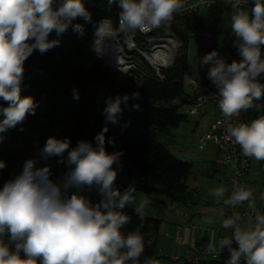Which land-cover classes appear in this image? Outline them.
Instances as JSON below:
<instances>
[{
	"label": "clouds",
	"instance_id": "1",
	"mask_svg": "<svg viewBox=\"0 0 264 264\" xmlns=\"http://www.w3.org/2000/svg\"><path fill=\"white\" fill-rule=\"evenodd\" d=\"M225 2L238 9L230 20L232 47L239 58L229 61L212 50L200 65L208 66L207 78L218 91L224 117L249 110L264 113V0H251L250 11L243 7L249 0ZM118 7L115 22L111 17L96 22V36L106 29L109 35L126 36L167 30L175 14L185 11L184 0H118ZM80 19L84 23L75 22ZM91 23L92 14L84 0H0V142L5 131L34 115L38 106L32 96L21 95L26 61L34 52L44 55L58 47L59 37L69 28L82 37L85 24ZM52 33L57 38L50 39ZM136 84L137 89L142 87ZM73 98L79 99L75 88ZM141 98L138 90L108 96L103 109L106 124L94 141L80 139L72 147L70 138L49 137L38 155L26 159L19 173L3 183L0 264H141L152 243L141 231L151 201L144 196L136 203L134 188L121 191L115 187L123 171L124 152L114 137L106 136L108 123H119L122 105ZM132 107L138 110L140 105ZM226 135L244 156L264 161V114L250 122L227 125ZM109 146L113 151H108ZM53 159L65 169L55 179ZM6 167L7 162L0 160V172ZM93 192L99 198L95 202ZM211 194L226 208L247 204L253 215L246 221L235 211L225 216L220 226L230 230V236L210 241L206 251L216 254L226 250L225 264H264V213L257 210L253 191L236 184L230 194L223 186ZM131 204H135L133 212L141 223L124 232L131 223L124 210ZM205 222L214 223L211 218ZM142 264L155 261L147 257Z\"/></svg>",
	"mask_w": 264,
	"mask_h": 264
},
{
	"label": "trees",
	"instance_id": "2",
	"mask_svg": "<svg viewBox=\"0 0 264 264\" xmlns=\"http://www.w3.org/2000/svg\"><path fill=\"white\" fill-rule=\"evenodd\" d=\"M84 3L93 20V23L85 24L84 35L81 37L69 28L59 37L58 47L44 55L34 52L26 61L21 95L32 96L38 106L34 115H28L23 123L2 134L0 160L6 161L7 167L0 172V187L19 173L26 159L38 155L49 137L70 138L72 147L80 139L94 141L95 135L106 124L102 91L122 95L138 90L142 98L122 105L118 124L108 123L106 136L114 137L118 148L124 152L121 158L123 171L115 187L121 191L131 187L144 193L151 204L164 213L168 205L160 197L175 202L187 201L192 195L186 182L193 174L192 164L174 156L160 141L170 135L172 128L187 121V114L180 109L193 102V95L186 93L182 86L187 43L173 66L165 71L163 82L124 76L106 67L91 49L94 25L106 17L117 20L120 11L118 0L112 4L108 0H84ZM75 22L84 23L82 19ZM181 24L194 34L198 62L196 79L202 84L212 85L207 78L208 66H201L200 61L212 50L221 53L222 29L217 20L202 15L186 18ZM53 38H57L55 33L50 36ZM137 82L142 85L139 89ZM74 88L79 91L78 100L73 98ZM137 103L140 105L138 110L132 107ZM108 151L113 149L109 146ZM260 162L264 173V161ZM50 163L55 179L65 169L62 165L57 166L55 159ZM91 199L95 202L99 198L93 192ZM124 212L131 217V223L123 229L128 232L141 222L132 207L127 206ZM160 222L159 218L145 215L141 231L145 240L151 239L152 243L146 247L141 264L147 257H156Z\"/></svg>",
	"mask_w": 264,
	"mask_h": 264
},
{
	"label": "built area",
	"instance_id": "3",
	"mask_svg": "<svg viewBox=\"0 0 264 264\" xmlns=\"http://www.w3.org/2000/svg\"><path fill=\"white\" fill-rule=\"evenodd\" d=\"M184 4L185 11L175 14L171 24L173 29L165 30L163 28L164 31L155 29L146 33L136 32L131 36L125 34L109 35L107 33L110 30L106 29L104 34L98 36L94 34L91 44L93 53L106 67L124 76L136 80L146 78L155 82H163L166 78L165 71L173 66L185 43H187V54L189 40L194 38V34L190 30H187L186 36L181 35L176 25H182V21L186 18L192 19L201 16L202 10L210 9L212 6L229 11L235 9L231 3H226L225 0H184ZM251 6V0L243 5L244 10L248 11H250ZM182 86L183 88L187 87L193 95V102L189 105L186 114L197 115L200 114L201 109H203L202 112L208 107L211 109L212 121L200 136L201 143L212 144L216 149L215 157L207 165L208 176L225 174V188L228 189V194L231 193L236 184L247 187L246 178L251 170L252 158L244 156L239 145L229 140L226 135L227 125L246 122L244 112L231 118L224 117L218 106V91L212 85L202 84L191 76L189 66L186 63L183 68ZM253 194L257 210L264 213V199H261L259 193L253 191ZM218 207L224 214L222 219L233 211L240 214L244 221L253 215L247 204L236 209H230L226 208L221 201ZM202 211L201 208L199 213ZM221 220L211 225L190 223V227L209 232H227L230 235V230L221 228ZM221 237H218V240ZM176 240L178 244L184 243L178 236ZM211 255L206 251V247L197 250L194 244L190 243L185 261L188 264H225V260L228 258L226 250L222 253L217 252L216 258H210Z\"/></svg>",
	"mask_w": 264,
	"mask_h": 264
},
{
	"label": "rangeland",
	"instance_id": "4",
	"mask_svg": "<svg viewBox=\"0 0 264 264\" xmlns=\"http://www.w3.org/2000/svg\"><path fill=\"white\" fill-rule=\"evenodd\" d=\"M236 11V9L228 11L225 9H220L217 6H212L210 9H204L201 12L202 16L209 17L211 20H217L220 28L223 31L221 38L222 46L220 48V51L222 55L227 56L229 61H231L232 59H237L238 56L235 48L232 47L234 34L231 32L230 20L231 15H233ZM176 26L180 30L181 35H187L188 31L185 26ZM186 64L189 66L190 75L196 78L198 62L196 59V46L193 38L189 40ZM184 91L189 94V89L187 87H184ZM108 96L115 95L107 91L101 92V98L103 100H106ZM189 105L190 104L184 105L180 109V112L186 113V111L190 107ZM202 110L203 109H201L200 111L201 114ZM201 114H187V121H183L178 127L172 128L170 135H166L165 137L161 138L160 141L165 144L167 149L174 156L192 164L193 174L187 180L190 188L192 189V196L196 199L199 196H206L210 200H214L217 202V200L211 194L212 190L216 187H224L225 185L224 180L220 178L219 175L210 177L207 174L208 159L212 156V149L214 148V146L209 143L204 146L205 148H201L200 146V136L205 131L204 127L209 117V114ZM255 118L256 116L254 110H249L247 112L245 121L250 122ZM258 167V161L253 158L250 171L258 172ZM260 177L261 176L259 174V178ZM133 195L136 203H139L141 197L146 196L144 193L138 191H135ZM160 199L164 200L167 203L169 208L168 211L170 212H172L174 209L175 211H178L181 208V205H183L180 201L171 202L165 197H160ZM129 207L134 208L135 204H131L129 205ZM166 213L162 214V212L156 209L152 204H150L145 210V215L162 219L164 218V215Z\"/></svg>",
	"mask_w": 264,
	"mask_h": 264
},
{
	"label": "crops",
	"instance_id": "5",
	"mask_svg": "<svg viewBox=\"0 0 264 264\" xmlns=\"http://www.w3.org/2000/svg\"><path fill=\"white\" fill-rule=\"evenodd\" d=\"M189 94L191 93L189 92ZM244 114L246 119L247 112H244ZM201 115L209 116L204 127V130H206L212 121L210 107L206 108ZM255 116H258L256 112ZM205 145L206 144L204 143H200L201 148H205ZM215 154L216 149L214 147L212 149V156L208 159V162L215 157ZM258 165V172H249L246 178V185L247 188L262 195L264 194V173L261 171L260 161H258ZM259 174L261 176L260 178ZM219 177L224 180L225 185V174H220ZM187 180V185L192 191ZM180 202H182L183 205H181V208L178 211H175L174 209L170 212L168 211V208L166 212L169 213L164 212L166 213L163 218L164 220L159 218L161 219V222L157 235L156 257L153 258L155 264H188L185 261V258L188 254L190 243H193L197 250H201L207 247V244L210 241H218V237L220 236H230L227 232H209L200 228L193 229L190 227V223L205 225L207 224L205 221L209 218L213 219L214 223L220 221L223 216L221 215L222 211L219 209L218 204L221 201L216 202L214 200H210L206 196H199L196 199L191 195L189 200ZM201 208L203 211L199 213ZM177 236L182 239L184 243L178 244L176 240ZM210 258H216V254H212Z\"/></svg>",
	"mask_w": 264,
	"mask_h": 264
},
{
	"label": "water",
	"instance_id": "6",
	"mask_svg": "<svg viewBox=\"0 0 264 264\" xmlns=\"http://www.w3.org/2000/svg\"><path fill=\"white\" fill-rule=\"evenodd\" d=\"M98 60H100V59H98ZM101 61V60H100ZM102 62V61H101Z\"/></svg>",
	"mask_w": 264,
	"mask_h": 264
}]
</instances>
